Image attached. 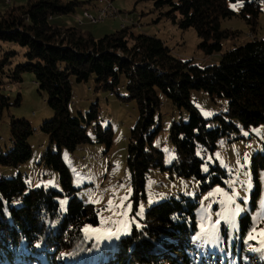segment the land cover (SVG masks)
Masks as SVG:
<instances>
[{"label": "trees", "instance_id": "obj_1", "mask_svg": "<svg viewBox=\"0 0 264 264\" xmlns=\"http://www.w3.org/2000/svg\"><path fill=\"white\" fill-rule=\"evenodd\" d=\"M150 1L179 28L193 27L201 38L199 47L206 55L220 53L223 40L239 36L237 30L223 27L222 19L239 15L252 31L257 30L264 2ZM238 1L243 4L239 11L229 6V2ZM81 3L80 0H21L19 4L8 3V8L0 15V41L15 42L27 49L28 62L15 68L14 80L21 81L22 72H32L54 111L53 118L39 129L49 136L50 145L57 148L53 152L49 146L43 159L58 171L62 186L61 193L43 186L26 191L27 184L21 174L0 178V264L15 254L40 259V264H43L41 259L45 264H192L191 238L197 229L195 211L199 202L190 197L153 204L145 212L142 225L134 226L132 232L115 245H101L84 237V226L98 224L99 216L93 204L77 195L61 151H74L79 145L93 141L88 128L97 121L99 106L93 103L86 113L79 111L72 115V80L87 82L94 76L95 90L114 93L119 90L121 77L125 76L129 94L123 98H134L138 102L140 119L132 129L129 145L132 214H136L140 202L146 199L145 183L152 167L168 169L179 176H195L202 181L203 190L223 183L226 173L217 162L210 166L207 174L202 172L203 160L198 148L213 151L220 137L238 130L234 120L247 128L264 124V36L222 53L218 63L202 67L171 54L170 48L157 36L136 34L131 25L97 38L82 26H65L54 21L56 15L75 12ZM13 54L4 56L1 70ZM156 88L179 109L187 111L186 119L181 117L171 127L176 156L169 166L164 164L162 152L153 145L162 129L161 122L149 131L156 122V110L161 106ZM193 90L227 97L228 111L212 119L204 117L194 105ZM210 120L217 125L209 127ZM95 129L98 141L106 142L107 148L111 146L110 127L103 131L98 124ZM36 130L23 118L13 119V146L7 151L0 150V165L19 167L30 159L33 151L28 138ZM259 168H264V151L253 157L254 196L260 192ZM58 194L69 197L65 213L60 211ZM255 205L253 199L252 207ZM241 220L242 232H246L251 215L244 214Z\"/></svg>", "mask_w": 264, "mask_h": 264}, {"label": "rangeland", "instance_id": "obj_2", "mask_svg": "<svg viewBox=\"0 0 264 264\" xmlns=\"http://www.w3.org/2000/svg\"><path fill=\"white\" fill-rule=\"evenodd\" d=\"M80 1L82 3L77 6L75 12L56 15L54 21L65 26H82L83 29L91 30L97 38L115 32L125 25H131L136 34L146 33L157 36L170 48L171 54L184 61L192 60L193 64L202 67L218 63L222 53L264 36V2L257 30L252 31L250 25L239 15L222 19V26L237 30L239 36L235 39L223 40L220 53L206 55L199 47L201 38L193 27L185 30L179 28L161 14L163 10L155 9L150 0H108L119 14L110 16L103 22H92L83 16L85 10L92 15L98 14L96 0ZM19 3L21 0L15 1V4ZM242 5L241 1L229 2V6L236 11H239ZM8 6L7 0H0V15ZM78 17L82 18V23ZM26 51L25 47L15 42L0 41V62L6 54L14 53L10 56V62L5 64L2 70L0 69V150L7 151L13 146L11 136L13 119L23 118L37 129L28 138L33 151L31 158L19 167L0 165V178H11L21 174L27 184L26 191L43 186L53 187L61 193L62 186L59 184L58 171L45 164L43 159L49 146L53 152L57 151V148L55 145H50L49 136L39 129L45 121L51 120L54 116V111L48 103V95L40 89L32 72H22V80H14L15 68L28 62ZM125 85L126 78L122 76L119 90L113 93L109 90H95L94 76L87 82L72 80L73 98L70 102L72 115H77L79 111L86 113L93 103L99 106V117L88 128L93 141L79 145L74 151L67 149L61 151L70 169L72 184L77 188V195L84 202L93 204L99 216L98 224L84 226V237L101 245H115L121 237L130 234L134 226L142 225L145 212L153 204L184 196L199 202L195 211L197 229L191 238L192 264H264V235H262L264 205L261 203L264 201V168L258 170L260 192L258 195H253L256 192L253 157L263 154L264 124L247 128L238 120H234L238 130H232L220 137L213 151L198 148V155L203 160L201 167L203 173L207 174L210 166L216 162L226 173L223 183H215L209 189L203 190L202 181L195 176H179L168 169L162 170L161 167L150 168L145 183L146 199L139 205V207L143 206V213L132 214L133 186L129 166V145L132 129L140 119V110L136 99L123 98L129 94ZM156 89L161 106L156 110V122L150 126L149 131L155 129L159 121L161 122L162 129L156 135L153 145L162 152L164 164L169 166L176 156V143L171 137V127L181 117L186 119L187 111L179 109L171 98L159 88ZM191 96L194 105L208 119L228 111L227 97L209 95L203 90H193ZM3 97H7V100L4 101ZM6 102L9 104L7 105ZM98 124L103 131L108 127L112 131V144L108 148L106 142H99L96 138L95 128ZM208 125L215 127L217 122L210 120ZM245 156L249 158L248 162L245 161ZM248 181L252 184L251 189L247 188ZM217 188L221 191L215 192ZM209 193L215 194L210 196ZM124 197L128 199L125 200ZM56 199L61 213H65L69 197L58 194ZM245 199L247 203H244ZM253 199L256 201L254 208ZM61 201L66 203L62 205ZM109 201L112 202L111 206ZM129 204H131L130 209ZM237 207L242 211L233 216ZM244 214L251 215V224L246 232H242L241 217ZM226 217H232L236 228L227 222ZM201 225L205 229L216 227L224 242L219 246L205 244L197 248V244L201 241H194L193 237L200 232ZM85 228L101 231L86 235ZM109 230L112 232L119 230L121 233L119 238L109 237L106 234ZM97 235L101 238L97 239ZM249 235L253 238L249 239ZM7 258L2 264H40V259L32 260L17 254ZM27 259H30L29 263L26 262ZM41 263L45 264V261L41 259Z\"/></svg>", "mask_w": 264, "mask_h": 264}, {"label": "snow or ice", "instance_id": "obj_3", "mask_svg": "<svg viewBox=\"0 0 264 264\" xmlns=\"http://www.w3.org/2000/svg\"><path fill=\"white\" fill-rule=\"evenodd\" d=\"M249 158L247 156H245V161L248 162ZM205 171H207V169H205ZM247 183V188L251 189L252 188V184L250 181L246 182ZM221 189L217 188L215 190V192H220ZM215 193H209V195H214ZM124 199H128V197H124ZM151 202V201H150ZM62 205L66 203V201H61L60 202ZM111 201H109V206H111ZM244 203H247V199L244 200ZM262 205H264V201H261ZM129 209L131 208V204H129ZM242 209L237 207L235 208L234 212H233V216L235 215V213H239L241 212ZM143 213V206L141 205L139 207V210L137 212V215H140ZM227 220V222L233 227L236 228V224L234 223L232 217H226L225 218ZM86 235H91V234H96L99 233L101 230L99 229H89V228H85L84 229ZM109 237L115 236L116 238H119L120 236V231L117 230L116 232H112V231H108L106 233ZM264 235V234H262ZM97 239H100V235H97L96 237ZM249 239H252L253 237L251 235H249L248 237ZM194 241H201V243L197 244V248H201L203 245L205 244H209V245H217L219 246L220 244H222L224 241L222 239V237L219 234V230L216 227H213L211 229H205L203 225H201L200 227V232L193 237Z\"/></svg>", "mask_w": 264, "mask_h": 264}, {"label": "built area", "instance_id": "obj_4", "mask_svg": "<svg viewBox=\"0 0 264 264\" xmlns=\"http://www.w3.org/2000/svg\"><path fill=\"white\" fill-rule=\"evenodd\" d=\"M98 14L92 15L89 11H84V18L92 22H103L110 16H117L118 10L113 7V4L108 0H96ZM8 3H12L13 0H7ZM80 23L83 22L82 18L78 17Z\"/></svg>", "mask_w": 264, "mask_h": 264}, {"label": "crops", "instance_id": "obj_5", "mask_svg": "<svg viewBox=\"0 0 264 264\" xmlns=\"http://www.w3.org/2000/svg\"><path fill=\"white\" fill-rule=\"evenodd\" d=\"M15 1H16V0H14L13 2H15ZM13 2H12V3H13ZM94 5H95V4H94ZM261 31H263V30H261Z\"/></svg>", "mask_w": 264, "mask_h": 264}]
</instances>
